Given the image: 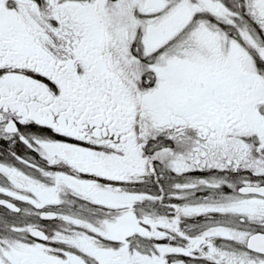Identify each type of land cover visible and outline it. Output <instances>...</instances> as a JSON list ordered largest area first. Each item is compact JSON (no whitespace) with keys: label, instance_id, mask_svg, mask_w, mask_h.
Here are the masks:
<instances>
[{"label":"snow or ice","instance_id":"snow-or-ice-1","mask_svg":"<svg viewBox=\"0 0 264 264\" xmlns=\"http://www.w3.org/2000/svg\"><path fill=\"white\" fill-rule=\"evenodd\" d=\"M0 264H264V0H0Z\"/></svg>","mask_w":264,"mask_h":264}]
</instances>
